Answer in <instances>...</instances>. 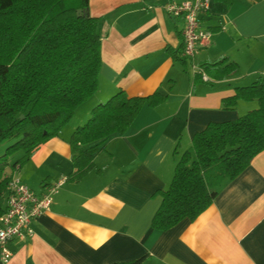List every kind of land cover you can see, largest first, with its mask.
<instances>
[{"label":"crops","instance_id":"crops-1","mask_svg":"<svg viewBox=\"0 0 264 264\" xmlns=\"http://www.w3.org/2000/svg\"><path fill=\"white\" fill-rule=\"evenodd\" d=\"M183 1L90 0L89 15L100 19L98 91L28 163L7 169L39 195L60 184L49 210L33 223L35 236L11 243L14 256L7 264H112L141 257L148 264H264V151L195 221L184 219L161 233L152 228L162 202L154 194L169 188L194 135L209 123L257 109L256 101L241 100L233 109H224L222 101L264 78V0L230 6L214 0L200 14L212 38L195 62L237 66L224 79L206 72L209 82L193 76L190 61H181L184 21L166 7ZM119 91L129 97L158 92L167 100L146 106L128 133L108 139L94 170L67 181L74 171L72 133Z\"/></svg>","mask_w":264,"mask_h":264},{"label":"trees","instance_id":"trees-1","mask_svg":"<svg viewBox=\"0 0 264 264\" xmlns=\"http://www.w3.org/2000/svg\"><path fill=\"white\" fill-rule=\"evenodd\" d=\"M219 1L230 6L234 0ZM89 2L0 0V143L13 142L0 157V200L8 192L7 169L28 163L98 91L100 19L78 14L88 10ZM167 51L176 57L170 48ZM203 67L217 79L237 69L222 62ZM166 100L158 92L129 97L119 91L96 106L70 137L74 171L67 181H80L94 170V158L111 136L125 135L146 106L155 108ZM241 100L256 101L258 108L197 132L177 162L169 188L154 194L162 198L152 220L156 232L168 231L184 219L195 221L264 151V78L224 98V109L235 108ZM19 152L23 156L10 164V157ZM112 264L148 263L141 257Z\"/></svg>","mask_w":264,"mask_h":264},{"label":"built area","instance_id":"built-area-1","mask_svg":"<svg viewBox=\"0 0 264 264\" xmlns=\"http://www.w3.org/2000/svg\"><path fill=\"white\" fill-rule=\"evenodd\" d=\"M214 0H186L172 2L166 10L174 18H182L183 57L192 63L193 76L199 75L205 82L211 81L204 68L195 62L200 50L211 43V32L202 29L200 14L210 10ZM17 169L19 166L16 167ZM60 184L52 185L39 195L22 181L18 174L10 177L6 205L0 213V257L9 263L14 252L11 243L16 239L27 240L35 236L34 221L49 210Z\"/></svg>","mask_w":264,"mask_h":264},{"label":"rangeland","instance_id":"rangeland-1","mask_svg":"<svg viewBox=\"0 0 264 264\" xmlns=\"http://www.w3.org/2000/svg\"><path fill=\"white\" fill-rule=\"evenodd\" d=\"M13 142H4V143H0V157L3 156L6 153V149L12 145ZM20 153V152H19ZM19 153L13 155L12 157H10V159H15L16 157H18Z\"/></svg>","mask_w":264,"mask_h":264},{"label":"water","instance_id":"water-1","mask_svg":"<svg viewBox=\"0 0 264 264\" xmlns=\"http://www.w3.org/2000/svg\"><path fill=\"white\" fill-rule=\"evenodd\" d=\"M78 14H79V15H89L88 10L85 11V12H83L82 10H79V11H78Z\"/></svg>","mask_w":264,"mask_h":264}]
</instances>
